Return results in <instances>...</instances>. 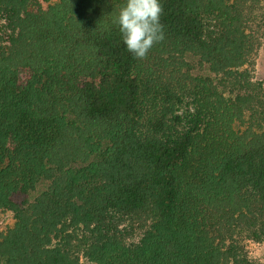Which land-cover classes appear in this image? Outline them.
I'll return each instance as SVG.
<instances>
[{
	"label": "trees",
	"instance_id": "obj_1",
	"mask_svg": "<svg viewBox=\"0 0 264 264\" xmlns=\"http://www.w3.org/2000/svg\"><path fill=\"white\" fill-rule=\"evenodd\" d=\"M125 2L0 0V264H252L264 85L240 69L264 0H161L144 59L112 23Z\"/></svg>",
	"mask_w": 264,
	"mask_h": 264
},
{
	"label": "rangeland",
	"instance_id": "obj_2",
	"mask_svg": "<svg viewBox=\"0 0 264 264\" xmlns=\"http://www.w3.org/2000/svg\"><path fill=\"white\" fill-rule=\"evenodd\" d=\"M43 5H49L57 2V0H40ZM5 22L0 18V46L3 42L4 35V26ZM250 34L253 35L255 40L257 41L256 51L251 59H249L250 63H247L244 67L240 69V71H247L250 75V80L254 85L258 82H263L264 85V12L261 7H257L255 9V18L250 24ZM193 64H196V61H191ZM195 76H201L204 78H215V75L211 73L208 67L199 68L193 71ZM245 93V92H244ZM49 183H42L38 189L26 197V199L30 202H33L44 190L47 189ZM25 198L20 197L18 199V203H21ZM0 237L2 234H5L10 228H12L15 224L14 214L11 212H5L0 214ZM146 226L147 223H146ZM139 229V225L134 223V232L129 236L130 240H138L141 234ZM242 244L245 249V253L247 254L248 259L252 264H264V240L261 243H255L250 240L242 241ZM82 264H88L83 259L81 260Z\"/></svg>",
	"mask_w": 264,
	"mask_h": 264
},
{
	"label": "clouds",
	"instance_id": "obj_3",
	"mask_svg": "<svg viewBox=\"0 0 264 264\" xmlns=\"http://www.w3.org/2000/svg\"><path fill=\"white\" fill-rule=\"evenodd\" d=\"M162 14L161 0H126L115 15L112 23L118 27L126 50L136 59H144L165 39Z\"/></svg>",
	"mask_w": 264,
	"mask_h": 264
}]
</instances>
